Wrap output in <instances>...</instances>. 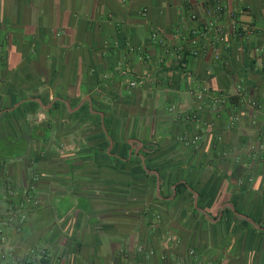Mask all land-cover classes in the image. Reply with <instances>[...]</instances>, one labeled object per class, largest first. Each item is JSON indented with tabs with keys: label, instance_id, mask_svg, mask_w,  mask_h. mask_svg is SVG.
<instances>
[{
	"label": "crops",
	"instance_id": "crops-1",
	"mask_svg": "<svg viewBox=\"0 0 264 264\" xmlns=\"http://www.w3.org/2000/svg\"><path fill=\"white\" fill-rule=\"evenodd\" d=\"M207 1L0 0V264H264V0L192 56Z\"/></svg>",
	"mask_w": 264,
	"mask_h": 264
},
{
	"label": "built area",
	"instance_id": "built-area-1",
	"mask_svg": "<svg viewBox=\"0 0 264 264\" xmlns=\"http://www.w3.org/2000/svg\"><path fill=\"white\" fill-rule=\"evenodd\" d=\"M205 19L203 23L197 28L191 31L190 51L192 56H198L200 50L204 47V42L209 41L213 50L219 47H227L233 40L240 38L243 34L251 33L250 27L244 26L239 20V14L235 9L227 7L220 0H208L205 5ZM192 21H197L196 15L190 16ZM214 58L220 59V55L215 51ZM135 83H131L130 86H134ZM236 95L240 97L241 101H245L243 98L244 92L241 84L236 85ZM196 98L203 99L205 96L212 97L215 101H221V97H213L211 91L207 88H201L195 93ZM250 107L257 111L264 112V105L259 104L253 100L247 101ZM194 118V117H193ZM236 117L233 118V121ZM200 138L198 136L191 139H185L186 145L196 147ZM252 157L257 158V153H264V141L258 144V146L250 145L249 147ZM252 181V177L248 176V182ZM264 185V177L262 179ZM240 185H243V181H240ZM35 204V201L30 196L28 190L12 189L9 193L7 201L6 212L3 218L0 220L1 227H10L15 232L22 231V226L27 220L29 208ZM175 238L173 236H167L166 242H173ZM0 253H4L0 249ZM194 258L197 259L195 253H192ZM4 257V255H2Z\"/></svg>",
	"mask_w": 264,
	"mask_h": 264
},
{
	"label": "trees",
	"instance_id": "trees-1",
	"mask_svg": "<svg viewBox=\"0 0 264 264\" xmlns=\"http://www.w3.org/2000/svg\"><path fill=\"white\" fill-rule=\"evenodd\" d=\"M184 55H187V54L184 53ZM200 198L201 200H200L199 205L203 207L204 209H206L207 204L208 203L210 204V202H213L214 194L208 192L207 190L205 193L201 194Z\"/></svg>",
	"mask_w": 264,
	"mask_h": 264
}]
</instances>
